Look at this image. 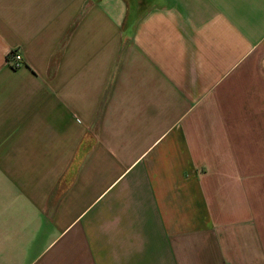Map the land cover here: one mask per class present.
Masks as SVG:
<instances>
[{"label":"crops","instance_id":"1","mask_svg":"<svg viewBox=\"0 0 264 264\" xmlns=\"http://www.w3.org/2000/svg\"><path fill=\"white\" fill-rule=\"evenodd\" d=\"M0 264H264V0H0Z\"/></svg>","mask_w":264,"mask_h":264},{"label":"built area","instance_id":"2","mask_svg":"<svg viewBox=\"0 0 264 264\" xmlns=\"http://www.w3.org/2000/svg\"><path fill=\"white\" fill-rule=\"evenodd\" d=\"M8 63L14 68L20 67L21 65H23L22 54L18 51L11 50L8 53Z\"/></svg>","mask_w":264,"mask_h":264}]
</instances>
